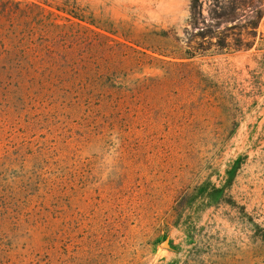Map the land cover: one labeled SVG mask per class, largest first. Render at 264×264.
Here are the masks:
<instances>
[{
  "label": "rangeland",
  "instance_id": "374dc122",
  "mask_svg": "<svg viewBox=\"0 0 264 264\" xmlns=\"http://www.w3.org/2000/svg\"><path fill=\"white\" fill-rule=\"evenodd\" d=\"M14 1L132 47L117 86L137 91L97 83L102 43L74 83L58 68L0 86V264H264L240 209L188 202L240 159L230 194L264 227V0L252 49L189 61L191 0ZM54 30L36 48L45 65L68 46ZM110 92L117 104L89 100Z\"/></svg>",
  "mask_w": 264,
  "mask_h": 264
},
{
  "label": "trees",
  "instance_id": "16d2710c",
  "mask_svg": "<svg viewBox=\"0 0 264 264\" xmlns=\"http://www.w3.org/2000/svg\"><path fill=\"white\" fill-rule=\"evenodd\" d=\"M206 5L207 8H205ZM261 5V0H191L190 17L186 29L187 37L184 38L186 47L181 59L194 60L213 51L235 53L252 49L256 43L259 24L263 18ZM205 10L208 11L207 15ZM58 11L65 13L64 9H58ZM48 13L39 4H23L14 0L0 1V86L8 80L13 82V85H17V88L25 81L33 85L38 75L48 74L51 77L58 68L71 69L72 83H74V80L83 73L81 65H85L83 63L86 52L102 43V48L112 56L106 66H97L94 73L97 83L103 84L102 86L106 87L108 91L114 89L124 91L128 88L132 92L136 90V88L127 87V84L124 83L117 86L124 71L123 63L125 60H129L130 52L128 51L133 50L132 47L109 35L83 26L78 17L76 19L80 22L69 21L70 25L49 24L46 17L53 13ZM46 28H49V31ZM50 28L55 29L54 32H57L60 42H65L68 45L60 53L64 57L61 64L45 65L37 60L39 52H36V48L45 42ZM243 31H245L244 36ZM163 34L162 36L168 38L166 32ZM176 41L178 42V39ZM112 42L114 44H111ZM142 54L155 61L158 60L146 53ZM16 58L18 59L16 60ZM183 65L190 66V64ZM105 79H110L109 86ZM148 88L150 87L148 86ZM114 95L110 92L107 95L101 94L100 97L92 96L89 100L95 99L100 103L110 101L117 104L118 100L113 99ZM239 166L240 159L234 161V166L228 169L226 181L221 187L208 181L196 189L195 197L188 202L192 206L195 198H197L196 200L200 199L201 210H207L222 203L240 209V213L248 219L247 225L253 233L252 239L264 242V227L255 222L244 206L237 205L229 191ZM188 198V196L182 197L174 209L183 210ZM176 263L173 261L168 264Z\"/></svg>",
  "mask_w": 264,
  "mask_h": 264
}]
</instances>
